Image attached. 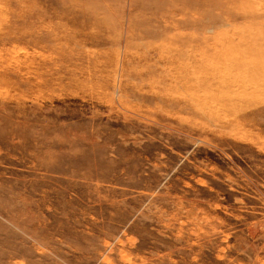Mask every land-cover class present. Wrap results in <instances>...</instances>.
Wrapping results in <instances>:
<instances>
[{"label": "rangeland", "instance_id": "rangeland-1", "mask_svg": "<svg viewBox=\"0 0 264 264\" xmlns=\"http://www.w3.org/2000/svg\"><path fill=\"white\" fill-rule=\"evenodd\" d=\"M0 264H264V0H0Z\"/></svg>", "mask_w": 264, "mask_h": 264}, {"label": "bare ground", "instance_id": "bare-ground-1", "mask_svg": "<svg viewBox=\"0 0 264 264\" xmlns=\"http://www.w3.org/2000/svg\"><path fill=\"white\" fill-rule=\"evenodd\" d=\"M93 21H96V22H98L96 19H93Z\"/></svg>", "mask_w": 264, "mask_h": 264}]
</instances>
